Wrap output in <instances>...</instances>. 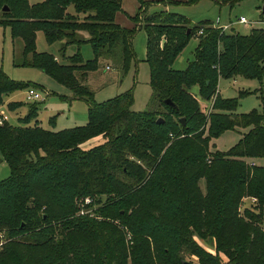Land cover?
Masks as SVG:
<instances>
[{
  "label": "trees",
  "instance_id": "16d2710c",
  "mask_svg": "<svg viewBox=\"0 0 264 264\" xmlns=\"http://www.w3.org/2000/svg\"><path fill=\"white\" fill-rule=\"evenodd\" d=\"M138 3L139 9L149 2ZM121 9V0H0V24L22 39L23 64L41 68L73 98L87 101L83 124L53 130L31 122L36 101L28 103L19 124H0V156L11 171L0 180V264H183L187 254L200 264H264V164L246 159L264 156V110L234 112L237 99L218 90L220 77L264 76V26L240 34L210 19L192 23L165 8L140 22L137 9L133 24L124 26L115 20ZM138 27L147 35L150 106L131 109V90L96 102L87 73L99 58L127 71ZM79 29L88 37H78ZM37 30L49 43L63 42L66 62L36 50ZM193 36V58L174 68ZM83 41L93 57L83 58ZM70 43L77 50L65 56ZM28 86L33 85L14 80L0 65V106L8 94ZM213 95L206 116L200 100ZM234 126L249 129L228 150L210 149L212 137ZM96 135L103 141L81 146ZM86 197L92 202L86 204ZM92 204L91 215L79 212Z\"/></svg>",
  "mask_w": 264,
  "mask_h": 264
},
{
  "label": "rangeland",
  "instance_id": "374dc122",
  "mask_svg": "<svg viewBox=\"0 0 264 264\" xmlns=\"http://www.w3.org/2000/svg\"><path fill=\"white\" fill-rule=\"evenodd\" d=\"M39 0H29L30 3ZM141 8H137L139 12L138 21H143L146 15L152 14L153 11L163 9L165 4L157 0H147ZM132 0H125L124 4L129 8ZM170 10L181 12L187 15L192 23H196L202 19L214 20L217 15L220 17L221 23L233 22V27H229L227 31H236L240 34H247L253 27L264 26V0H239L232 5L219 4L214 0H198L192 4H169ZM177 6V7H175ZM177 8V9H175ZM73 11L72 5L69 7ZM126 14H124V13ZM123 19L131 20L126 11H122ZM244 16L248 22H239L238 18ZM77 35L80 38H87L88 32L79 29ZM147 35L143 27H138L132 36V46L135 52V59L131 62L127 71L123 70L105 58H99L94 69L87 73L85 83L93 92V99L96 102H103L115 97L125 91L131 90L132 102L130 108L133 110H143L150 106L151 87L149 84V65L145 60ZM36 50L47 51L54 54L56 59L61 62L67 60L63 58L61 47L63 42L55 40L51 43L47 42L42 30L36 31ZM198 42V38L193 36L182 48L178 57L173 61L174 68L182 69L187 62L194 56V48ZM23 43L20 37H12L9 25L0 24V65L4 71L14 80L25 82L33 85L41 96V100H35L37 103V116L31 122L37 121L39 125L45 128L57 130L70 127L77 124H83L87 120V101L84 98H73L71 90L52 77L47 72L37 66L23 64ZM77 50V45L70 43L64 49L65 56L73 54ZM79 50L84 59L93 57V51L88 41H83L79 45ZM106 65H110L109 68ZM26 87L16 90L10 94L6 104L2 106L7 116V121L12 124H19V118H23L28 111L29 100L26 97ZM195 88H193L194 90ZM218 90L224 98H236L238 103L234 112H248L252 108L259 111L264 110V76L246 77L243 75H235L231 77H220L218 80ZM214 95L209 100H200L201 109L208 116L212 105ZM9 101L19 102L20 105L15 108L7 106ZM37 119V120H36ZM206 126V125H205ZM249 126H234L221 132L218 136L212 137L210 140V149L226 151L233 146L242 134L248 131ZM206 133V130H205ZM204 133V134H205ZM103 141L101 135L93 136L84 141L81 146L88 148ZM251 163L264 164V156L246 157ZM11 174L7 161L0 156V180ZM200 185L204 188V180H200ZM250 199V198H247ZM91 200L85 202L91 203ZM251 202V201H250ZM249 202V203H250ZM251 204V203H250ZM95 204L83 207L85 212L91 215ZM243 210V208H241ZM195 239L204 245L209 251L214 252L213 244L205 242L195 235ZM222 258L226 261V257L222 254ZM184 259L191 260L195 264H200L195 255L187 254ZM232 264V263H228Z\"/></svg>",
  "mask_w": 264,
  "mask_h": 264
},
{
  "label": "crops",
  "instance_id": "0c3cea01",
  "mask_svg": "<svg viewBox=\"0 0 264 264\" xmlns=\"http://www.w3.org/2000/svg\"><path fill=\"white\" fill-rule=\"evenodd\" d=\"M129 1V0H128ZM124 2H125V0H121V7H122V9L121 10H119V11H117L116 12V14H115V20L117 21V22H119L121 25H124V26H131L132 24H133V21H132V19H131V15H133L135 12H136V10H137V7H138V0H132V2L130 3V5H129V8L128 7H126L125 6V4H124ZM176 5H183V4H176ZM175 7H177V6H175ZM164 8L165 9H168V10H170L171 8H170V6H168V5H165L164 6ZM175 9H177V8H175ZM122 11H126L127 13H128V15H129V18L131 19V20H126V21H124V19H123V17H124V15L122 14ZM177 11H179V10H177ZM124 13V12H123ZM181 13V12H180ZM125 14V13H124ZM183 14V13H182ZM126 15V14H125ZM187 16V15H186ZM216 19H218V24H220V25H224V24H227V27L226 28H224L226 31L228 30V28L229 27H233V22L232 21H229L228 23H221L220 22V17H219V15H217L216 17H215V19L214 20H212V19H210L212 22H214ZM10 97V94H8L6 97H5V103L4 104H6V102L8 101V98ZM3 104V105H4ZM2 105V106H3ZM213 249H214V247H213Z\"/></svg>",
  "mask_w": 264,
  "mask_h": 264
},
{
  "label": "built area",
  "instance_id": "2783aa9c",
  "mask_svg": "<svg viewBox=\"0 0 264 264\" xmlns=\"http://www.w3.org/2000/svg\"><path fill=\"white\" fill-rule=\"evenodd\" d=\"M238 21L239 22H244V23L248 22V20L244 16H240L238 18ZM212 25L213 26L222 27L223 29L227 27V24H224V25L218 24V19H216L214 22H212ZM198 32H201V29ZM106 67L109 68L110 65H106ZM25 92H26V97L29 100H34L35 101V100H41V98H43L41 96L40 92L36 88H34L33 86L26 87ZM6 120H7V116L4 113V111L2 109V105H1L0 106V124H3ZM249 198H250L249 200L251 201V205L256 202V198L255 197L251 196ZM88 200H90V198L86 197L85 198V202H87ZM79 212L81 214H83V213H86L88 211L85 212L84 208H81Z\"/></svg>",
  "mask_w": 264,
  "mask_h": 264
},
{
  "label": "water",
  "instance_id": "95a60500",
  "mask_svg": "<svg viewBox=\"0 0 264 264\" xmlns=\"http://www.w3.org/2000/svg\"><path fill=\"white\" fill-rule=\"evenodd\" d=\"M2 9L3 10H7L8 9V6L7 5H3ZM263 9H264V7H263ZM187 30H189V28ZM164 101H165V103H167L169 105L176 106V104L170 98H165ZM162 120L163 119L161 117H158L157 118V121L158 122H161ZM180 120H181L182 123H184L185 118L184 117H181ZM183 264H195V263L192 262L191 260L183 259Z\"/></svg>",
  "mask_w": 264,
  "mask_h": 264
}]
</instances>
